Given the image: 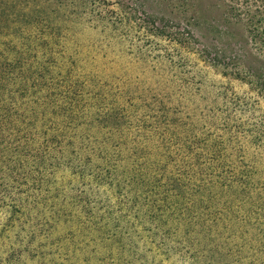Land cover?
<instances>
[{
  "label": "rangeland",
  "instance_id": "rangeland-1",
  "mask_svg": "<svg viewBox=\"0 0 264 264\" xmlns=\"http://www.w3.org/2000/svg\"><path fill=\"white\" fill-rule=\"evenodd\" d=\"M260 2L0 0V62L6 65L15 56L22 58L23 71H16L19 78L15 84H35L60 100L65 94L81 105H93L92 117L102 126L100 132L95 127L94 134L105 141L104 145H112L109 150L117 151L116 157L122 160L120 170L116 169L111 177L121 186L97 189V196L112 206L117 235L111 237L82 225L67 209L61 220L52 222L57 234L31 245L36 249L23 257L24 264H190L177 253H159L155 258L145 255L140 251L144 245L141 240L125 242V164L129 157L132 153L141 157L145 150L156 162L154 170L169 164L168 171L176 172L185 167L189 152L185 146L189 145L228 152V161L238 167V177L244 176L241 180L245 183L236 194L240 209L237 219L233 218L229 226L214 227L213 236L225 243L209 255L199 253L198 264H264V102L249 94L248 86L233 82L235 99L229 108L227 104L224 107L219 95L228 89L230 79L207 66L197 52L210 42L220 46L222 39L211 34L207 26H201V30L194 27L197 41L188 46L185 38L184 43L172 39L177 34L173 27H178L170 23H181L182 30L191 27L193 16L206 24L222 19L231 10L239 22L228 18L238 24L240 32H246ZM153 14L170 21L172 28L166 29L165 37L154 35ZM158 22L155 25L160 28ZM26 47L28 53L22 55ZM13 49L17 55L10 51ZM242 103L248 105L245 115L241 113ZM125 108L131 114L129 131L125 127ZM228 118L231 134L223 130ZM102 142L95 144L97 151L102 149ZM8 152L12 155L13 151ZM9 175L2 157L0 207L18 196V185ZM119 189L120 203L115 206L114 192ZM50 203L60 208L57 198ZM38 209L43 211L41 220L46 216L51 219L54 214L42 205L35 214ZM11 215L7 208H0V256L5 259L9 249H18L25 238L22 228L30 213L16 214L20 219L15 217L12 225ZM150 225H143V229ZM128 229L134 231L131 226ZM108 231L112 232L111 228ZM186 243L191 245L189 240ZM197 244L203 248L211 241Z\"/></svg>",
  "mask_w": 264,
  "mask_h": 264
},
{
  "label": "trees",
  "instance_id": "trees-1",
  "mask_svg": "<svg viewBox=\"0 0 264 264\" xmlns=\"http://www.w3.org/2000/svg\"><path fill=\"white\" fill-rule=\"evenodd\" d=\"M260 1L261 6L246 32L236 27L239 18H233L231 10L224 14L221 22L217 19L201 24L193 16L189 22L191 27L187 25L188 28L182 30L181 23L168 21L179 30L173 27L177 34L172 39L184 43L185 38L188 46L197 41L194 27L201 30V26H207L211 34L222 39L220 46L210 42L197 52L207 66L230 79L228 89L221 90L219 95L224 107L227 104L226 108L235 99L233 82L248 86L249 94L264 102V0ZM216 8L221 10V5ZM156 15L150 17L154 20L153 33L165 37L166 29L172 27ZM230 16L236 21L229 19ZM156 22L161 24L160 28ZM28 50L26 47L22 55ZM10 51L17 55L15 49ZM21 64L22 58L18 56L7 60L6 65L0 62V159H5L9 177L18 185L17 198L2 207L13 214L11 225L15 217L20 219L16 214L28 210L30 215L23 224L25 238L20 240L19 248H10L6 259L0 256V264H24L23 257L36 249L31 245L57 234L52 222L56 224L61 220V214L66 215L67 209L72 210L78 222L90 225L91 229L112 234L111 237L119 230L114 223L112 206L97 196V189L121 186V183L114 184L111 177L122 160L116 157L117 151L109 150L112 145H104L105 141L94 134L93 129L98 126L100 132L102 126L92 117L93 105H81L65 94L60 100L55 93L43 91L42 86L35 84L17 86L15 80L19 74L16 71L22 73ZM242 106L241 113L245 115L248 105L242 103ZM125 111V127L129 131L131 114L126 108ZM230 121L228 118V123L223 125V130L229 134L233 133ZM103 135L105 137L106 133ZM101 141L102 149L97 151L95 144ZM254 141L256 144L257 140ZM185 147L189 150L185 167L176 172L168 171L169 164L154 170L156 162L145 150L141 157L137 158L134 153L129 157L125 164V242L132 244L141 240L144 245L140 251L154 258L159 253L168 256L177 253L190 264H198L199 253L209 255L225 243L223 239L219 243L213 236L214 227L229 226L233 218L237 219L240 209L236 194L245 183L241 180L244 176L238 177V167L228 161V152ZM8 151H13L12 155ZM105 179L107 182H103ZM120 191L114 192L116 198L112 203L115 206L120 203ZM56 198L61 202L58 210L54 208L55 203L49 206ZM40 205L42 209L53 211L51 219L46 216L41 220L43 211L40 209L35 214ZM147 224H151L150 228L143 229ZM110 228L113 233L108 231ZM186 240L191 242L190 246ZM207 240L211 241V247H197L201 245L197 243Z\"/></svg>",
  "mask_w": 264,
  "mask_h": 264
}]
</instances>
